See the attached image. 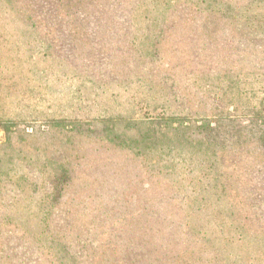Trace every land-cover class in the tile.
Segmentation results:
<instances>
[{"label": "rangeland", "instance_id": "obj_1", "mask_svg": "<svg viewBox=\"0 0 264 264\" xmlns=\"http://www.w3.org/2000/svg\"><path fill=\"white\" fill-rule=\"evenodd\" d=\"M64 1L0 0V264H264V0Z\"/></svg>", "mask_w": 264, "mask_h": 264}, {"label": "trees", "instance_id": "obj_2", "mask_svg": "<svg viewBox=\"0 0 264 264\" xmlns=\"http://www.w3.org/2000/svg\"><path fill=\"white\" fill-rule=\"evenodd\" d=\"M219 1V2H218ZM204 0L205 4V10H207V14L212 15L217 17V14H224V15H233L234 13L238 12L239 10H241L244 7H247L246 2L244 3H239L236 2L234 0ZM107 4L109 2L106 1ZM256 2V1H255ZM93 4V0H65L63 2V8L65 9L66 12L71 13H75L77 12L79 9L83 10L85 12V17L80 21L81 26L85 27V23L84 20H86L89 15H91V11H90V6ZM243 6V7H242ZM248 8V7H247ZM77 17L76 16H72L68 22V25L70 28L72 27H76L77 21H76ZM112 115H110V117L108 116L107 119H111ZM1 253V250H0ZM0 261L1 262H7L8 261V255L1 253L0 254ZM63 262V261H62Z\"/></svg>", "mask_w": 264, "mask_h": 264}]
</instances>
